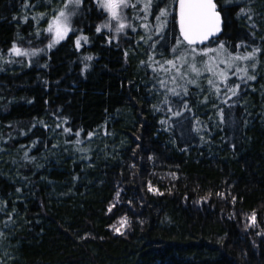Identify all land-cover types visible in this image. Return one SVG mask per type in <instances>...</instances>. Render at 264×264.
<instances>
[{
  "label": "trees",
  "instance_id": "obj_1",
  "mask_svg": "<svg viewBox=\"0 0 264 264\" xmlns=\"http://www.w3.org/2000/svg\"><path fill=\"white\" fill-rule=\"evenodd\" d=\"M128 3L46 50L65 0H0V264H264V0L197 46L176 0Z\"/></svg>",
  "mask_w": 264,
  "mask_h": 264
},
{
  "label": "snow or ice",
  "instance_id": "obj_2",
  "mask_svg": "<svg viewBox=\"0 0 264 264\" xmlns=\"http://www.w3.org/2000/svg\"><path fill=\"white\" fill-rule=\"evenodd\" d=\"M71 2L79 5L81 0H71ZM123 4V0H104L103 6L106 7L111 15L115 18L118 16V8ZM179 4V27L180 34L183 37V41L177 40V44L179 45L182 42H187L188 45L195 44L197 41L204 42L209 39V37L215 36L216 34L221 32V16L220 12H218L217 5L213 2V0H178ZM123 6H127L123 4ZM149 5H145V10ZM72 13H66L64 10H61L58 15L54 16L52 21L49 24L47 31L55 33V40L53 43H59L60 40L64 39L66 34L71 30L70 29V17ZM169 12L166 8L160 9V14L156 16V20L160 23V27L163 28L166 26L167 17ZM103 27H108V25H104ZM125 27L124 24H120V26L116 29L118 32L121 31ZM101 28L98 26L96 31L99 32ZM82 39H87V37H82ZM77 45H79V40L77 41ZM52 45L50 44L49 47ZM220 49H224V43L221 42L219 45ZM10 51L14 52L16 55H28L27 51L18 48L15 43L13 44L12 49ZM173 51H176L174 48ZM195 51V49H193ZM211 51V50H209ZM258 51L257 50H254ZM35 55V52L32 53ZM254 53H250L249 56H252ZM241 57H235L234 59H240ZM247 59L248 57H243ZM87 59H91L88 57ZM183 61L184 57H177ZM169 65H174V61L169 60L166 61ZM193 72L199 74V70L194 66H190ZM211 71V68L207 69ZM241 71L240 69H237ZM221 75H223L221 73ZM255 77H249V79H254ZM226 79V77H225ZM194 83L195 81H191ZM209 84H212V81L209 80ZM175 94V90H172ZM233 94L235 91L233 90ZM186 107V105H185ZM175 115H180L179 112L175 113ZM79 135V133H77ZM91 135V133L89 134ZM79 143V141H77ZM151 190V189H150ZM234 199V198H233ZM255 213H253L254 220ZM127 219L121 218V227L126 226ZM115 231L120 232V228H114Z\"/></svg>",
  "mask_w": 264,
  "mask_h": 264
},
{
  "label": "rangeland",
  "instance_id": "obj_3",
  "mask_svg": "<svg viewBox=\"0 0 264 264\" xmlns=\"http://www.w3.org/2000/svg\"><path fill=\"white\" fill-rule=\"evenodd\" d=\"M101 5H102V10L105 12V14H107V15H110V17H109V20L110 21H113V22H115V23H118L119 21H120V18H121V21L123 22V16H124V14H125V12L123 11L122 12V16H121V13H120V10L119 9H124V7L125 6H123V4H126L127 5V3H128V0H123V4L118 8V16L117 17H113L112 15H111V13H110V11L106 8V7H104L103 6V3H104V0H101ZM129 4V3H128ZM75 5H77V4H75V3H73V2H71V0H65V5H64V8L62 9V10H64L66 13H72L73 12V8L72 9H70L71 7H73V6H75ZM58 15V14H57ZM71 17H72V15H71ZM70 17V18H71ZM53 19V18H52ZM52 19L49 21V23H48V26H47V29H48V27H49V24H50V22L52 21ZM112 22V23H113ZM122 22H119L118 24H117V26H120V24H122ZM70 29H71V27H70ZM70 32V31H69ZM68 32V33H69ZM67 33V34H68ZM67 34H66V36H67ZM47 36H48V42H47V44H46V50H48L50 47H49V45L51 44L52 46H54V45H56L57 43H53L54 42V40H55V33L54 32H49V31H47ZM65 36V37H66ZM81 39H82V37H78L77 38V41L78 40H80L79 42H82L81 41ZM63 40V39H62ZM62 40H60V41H62ZM83 40V39H82ZM59 41V42H60ZM18 48H20V49H22V50H25V51H27V53H28V55H16L14 52H12V51H10V49H12V47H13V45H12V47L9 49V51L7 52V55H9V56H15V57H22V58H24L26 61H28V60H30V58H31V56H33V52H35V54H38L39 52H41L42 50H40V49H28V48H23V47H20L19 45H16ZM51 46V47H52ZM245 63V62H244Z\"/></svg>",
  "mask_w": 264,
  "mask_h": 264
},
{
  "label": "water",
  "instance_id": "obj_4",
  "mask_svg": "<svg viewBox=\"0 0 264 264\" xmlns=\"http://www.w3.org/2000/svg\"><path fill=\"white\" fill-rule=\"evenodd\" d=\"M213 2L215 3V0H213ZM175 19H176V26H177L178 35H179L180 39L183 41V37L180 34V27H179V4H178V0H176V3H175ZM221 26H222V19H221V25H220V27ZM219 35H220V33L216 34L215 36L209 37L208 40H206V41H204L202 43L199 42V41H197L195 44H192V45H189V46H197V45L205 44V43H207V42H209L211 40L216 39ZM184 43L187 44V42H184Z\"/></svg>",
  "mask_w": 264,
  "mask_h": 264
}]
</instances>
